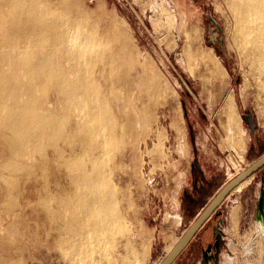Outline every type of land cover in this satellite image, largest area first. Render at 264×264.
I'll list each match as a JSON object with an SVG mask.
<instances>
[{
    "label": "rangeland",
    "instance_id": "obj_1",
    "mask_svg": "<svg viewBox=\"0 0 264 264\" xmlns=\"http://www.w3.org/2000/svg\"><path fill=\"white\" fill-rule=\"evenodd\" d=\"M70 2L100 32L123 33L125 58L136 61L127 70L131 96L153 112L148 130L116 162L114 177L129 187L134 206L121 219L126 230L86 259L64 252L31 220L32 231L23 223L16 237L2 232L10 240L1 238L0 264H160L220 189L264 155V88L236 42L227 0ZM262 177L264 168L233 190L174 264H264V239H254Z\"/></svg>",
    "mask_w": 264,
    "mask_h": 264
},
{
    "label": "bare ground",
    "instance_id": "obj_2",
    "mask_svg": "<svg viewBox=\"0 0 264 264\" xmlns=\"http://www.w3.org/2000/svg\"><path fill=\"white\" fill-rule=\"evenodd\" d=\"M227 3L236 42L264 88V0ZM73 4L0 0V245L9 239L2 232L17 236L23 223L32 231L35 220L81 261L126 230L120 222L134 205L129 187L114 177L122 166L116 162L148 130L153 112L131 96L127 70L136 61L125 58L123 33L100 32ZM227 117L232 132L231 102ZM258 237L264 217L257 212Z\"/></svg>",
    "mask_w": 264,
    "mask_h": 264
},
{
    "label": "water",
    "instance_id": "obj_3",
    "mask_svg": "<svg viewBox=\"0 0 264 264\" xmlns=\"http://www.w3.org/2000/svg\"><path fill=\"white\" fill-rule=\"evenodd\" d=\"M264 168V155L261 156L251 166L237 175L235 178L226 183L216 196L210 201V203L202 210L196 220L192 223L189 229L178 240L174 247L170 250L167 256L160 264H174L179 256L190 245L192 240L198 234V232L207 224V222L216 214L220 215L222 210L218 211L221 205L224 203L230 193L242 182L252 177L255 173ZM264 181V177H262ZM258 213L264 217V186L260 191L259 200L257 202ZM222 222V219H220Z\"/></svg>",
    "mask_w": 264,
    "mask_h": 264
},
{
    "label": "flooded vegetation",
    "instance_id": "obj_4",
    "mask_svg": "<svg viewBox=\"0 0 264 264\" xmlns=\"http://www.w3.org/2000/svg\"><path fill=\"white\" fill-rule=\"evenodd\" d=\"M220 216V215H218ZM218 237L215 238L214 242L208 247L209 252L204 253L205 260L208 262L210 257H215L216 256V250H217V245H218ZM213 252V253H212Z\"/></svg>",
    "mask_w": 264,
    "mask_h": 264
}]
</instances>
